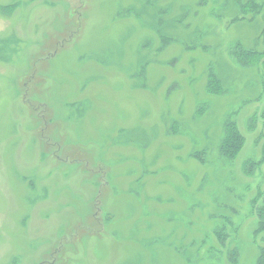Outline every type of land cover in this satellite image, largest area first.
Returning a JSON list of instances; mask_svg holds the SVG:
<instances>
[{
	"label": "rangeland",
	"instance_id": "1",
	"mask_svg": "<svg viewBox=\"0 0 264 264\" xmlns=\"http://www.w3.org/2000/svg\"><path fill=\"white\" fill-rule=\"evenodd\" d=\"M263 144L264 0H0V264H257Z\"/></svg>",
	"mask_w": 264,
	"mask_h": 264
},
{
	"label": "trees",
	"instance_id": "2",
	"mask_svg": "<svg viewBox=\"0 0 264 264\" xmlns=\"http://www.w3.org/2000/svg\"><path fill=\"white\" fill-rule=\"evenodd\" d=\"M165 42H167V40ZM169 42H170V40H169ZM228 137L226 138L227 141H229ZM262 150L264 152V144H263ZM224 152L226 153V155L231 157L230 156V152H229V148L225 149ZM263 160H264V156H263ZM257 216L259 218V229H258V232H257V235H258V234L264 232V196H263V201H262L261 207L258 210ZM257 264H264V248L261 251V255H260V257H259V259L257 261Z\"/></svg>",
	"mask_w": 264,
	"mask_h": 264
},
{
	"label": "flooded vegetation",
	"instance_id": "3",
	"mask_svg": "<svg viewBox=\"0 0 264 264\" xmlns=\"http://www.w3.org/2000/svg\"><path fill=\"white\" fill-rule=\"evenodd\" d=\"M262 235H264V232H263L261 235H257L256 237H260V240L264 241V236H262ZM263 248H264V245L261 244V246H260V255H261V251H262ZM259 257H260V256H259ZM258 259H259V258H258Z\"/></svg>",
	"mask_w": 264,
	"mask_h": 264
}]
</instances>
